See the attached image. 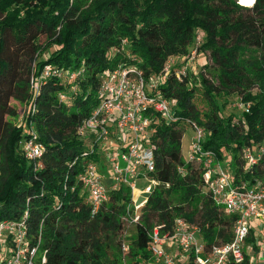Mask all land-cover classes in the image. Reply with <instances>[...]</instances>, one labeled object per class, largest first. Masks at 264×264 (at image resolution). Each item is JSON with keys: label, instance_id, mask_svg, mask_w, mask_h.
<instances>
[{"label": "trees", "instance_id": "obj_1", "mask_svg": "<svg viewBox=\"0 0 264 264\" xmlns=\"http://www.w3.org/2000/svg\"><path fill=\"white\" fill-rule=\"evenodd\" d=\"M197 32L198 50L209 52L211 63L178 77L177 61L158 81L154 92L170 100L175 117L153 119L156 166L149 175L159 183L124 250L130 187L107 181L109 198L92 213L78 174L100 154L78 126L99 102L108 71L136 65L148 80L156 77L170 56L190 52ZM47 63L76 75L43 77ZM233 94L241 108L225 112ZM12 97L26 102L21 124L7 118L17 114ZM193 123L205 130L204 149L231 157L237 181L264 179V152L254 164L244 158L245 148L264 147V0H0V219L28 212L30 242L40 239L46 264H154L149 232L154 225L173 232L177 217L197 224L207 244L229 241L236 215L209 195L202 163L182 153ZM31 137L44 146L36 161L22 147Z\"/></svg>", "mask_w": 264, "mask_h": 264}, {"label": "built area", "instance_id": "obj_2", "mask_svg": "<svg viewBox=\"0 0 264 264\" xmlns=\"http://www.w3.org/2000/svg\"><path fill=\"white\" fill-rule=\"evenodd\" d=\"M238 1L244 4L242 0ZM250 1V4L244 5L255 3V0ZM194 38V46L188 54L170 56L162 71L149 80L136 65L122 64L108 71L100 84L99 102L77 129L81 136L90 138L92 152L104 155L110 183L113 186L127 184L130 187L132 202L128 208L133 211L134 222L140 220L148 194L159 183L149 175L156 166V145L151 138L154 129L152 122L158 118L172 120L175 117L170 100L154 91L158 88V81L177 61H183L176 70L178 77L192 68L202 33L197 32ZM63 75L71 78L76 72L53 63L45 64L41 72L43 77ZM31 83L34 88L39 87L33 78ZM60 97L64 98V95L60 94ZM248 105L249 103L246 104ZM192 126L193 135L188 158L185 160L202 163L203 179L209 195L227 213L236 215L232 238L223 243L207 244L202 239L197 224L177 217L173 232L163 233L160 225H154L149 232V247L154 264H242L246 259L249 264H264V179L253 183L237 181L228 158L223 163L213 151L203 148L204 128L197 123ZM22 147L26 156L34 161L44 150L43 144L34 137L25 140ZM263 152L264 147L257 150L245 148L246 164L256 163ZM178 169L181 173L184 172L183 167L179 166ZM78 179L81 192L94 213L108 200L109 191L105 176L93 158L86 160ZM140 179L145 184L141 189H136ZM141 195L146 196L138 200ZM27 214L25 212L21 219H0V244L11 247L9 255L4 258L2 256L3 264L47 262V250L40 248V239L35 244L30 242L25 219ZM251 234L253 240L250 238ZM127 248L124 242L123 249Z\"/></svg>", "mask_w": 264, "mask_h": 264}, {"label": "rangeland", "instance_id": "obj_3", "mask_svg": "<svg viewBox=\"0 0 264 264\" xmlns=\"http://www.w3.org/2000/svg\"><path fill=\"white\" fill-rule=\"evenodd\" d=\"M240 3V1H238ZM242 2L244 4H247V1L242 0ZM242 4V3H240ZM243 4V5H244ZM40 42H43L45 40V37L42 36L40 38ZM211 63V58L209 55V52H200L198 50L196 56L193 59V64H192V68L194 71H199L201 69H203V64L204 63ZM229 98V103L227 104V106L225 107V112H230V111H239L241 108V99L239 97H237L236 94L231 95ZM10 102L12 105H14L16 107L17 110V114L13 115V116H7V118L13 122L14 124H21L22 122H24V113L26 110V102L25 101H20L16 98H11ZM199 106L204 107V103L200 102ZM57 117H62L61 115H55V119H57ZM59 119V118H58ZM53 120V121H54ZM57 122V121H56ZM193 135V131L191 128L189 127H185V131L183 134V138H182V153L184 158H188V152L190 149V143H191V138ZM216 158H218V156L216 155ZM228 158V161L231 162L232 159L229 155H226V157L224 158H218V160L222 161L223 163L226 162ZM102 163L106 164L105 162V158L104 155L101 153L100 154V158L97 160V164L98 166H100ZM232 163V162H231ZM233 165V164H232ZM105 176V181H109V170L106 167L105 168V172L103 173ZM110 182V181H109ZM143 184H145V182L143 183V179H140L139 182L136 185V189H141ZM131 190V189H130ZM133 196H135V194H133ZM146 195H141V197L138 200H141L142 198H144ZM132 216H133V211L128 215V217L125 218V230H124V242L125 244H128V242L130 241L131 237L135 234L136 232V222H134L132 220ZM256 228L258 229V227L256 226ZM0 262L3 264V260H2V256L3 258L6 255H9V252L11 250V247L9 245H1L0 244ZM175 248H173L174 250ZM3 253H5V255H3ZM124 264H134V263H129L128 259L125 260Z\"/></svg>", "mask_w": 264, "mask_h": 264}]
</instances>
